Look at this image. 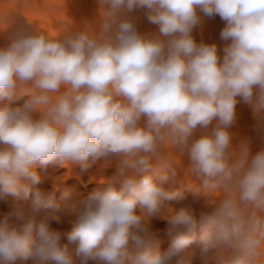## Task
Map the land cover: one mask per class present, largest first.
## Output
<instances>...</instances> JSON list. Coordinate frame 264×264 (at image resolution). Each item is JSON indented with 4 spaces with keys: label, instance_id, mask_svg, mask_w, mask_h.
Returning a JSON list of instances; mask_svg holds the SVG:
<instances>
[{
    "label": "clouds",
    "instance_id": "obj_1",
    "mask_svg": "<svg viewBox=\"0 0 264 264\" xmlns=\"http://www.w3.org/2000/svg\"><path fill=\"white\" fill-rule=\"evenodd\" d=\"M97 2L95 23L19 28L0 46V264H264V149L229 131L238 98L264 120V0ZM137 10L156 31H138ZM217 16L222 55L192 34ZM185 154L190 190L209 199L165 211L184 198ZM99 161L116 172L73 205L59 183L38 186V168ZM66 214L71 230L53 228Z\"/></svg>",
    "mask_w": 264,
    "mask_h": 264
},
{
    "label": "rangeland",
    "instance_id": "obj_2",
    "mask_svg": "<svg viewBox=\"0 0 264 264\" xmlns=\"http://www.w3.org/2000/svg\"><path fill=\"white\" fill-rule=\"evenodd\" d=\"M90 10L97 12V0H65V3L64 0H0V17L7 14L6 22L9 25V31L0 34V46H5L8 42V36L17 29L24 28L31 30L38 24L51 36L57 35L61 28L66 27L68 24L72 31H76L85 25L83 22L80 23L81 20L78 19L84 18ZM26 16L35 22H29ZM130 16L134 20L138 31L141 33L156 31V26L147 21L143 10L134 11ZM0 27H6V25L0 22ZM223 27L224 22L219 16L214 18L205 17L203 18V22L193 29L192 34L198 43L217 44L222 55V49L227 43L220 38V32ZM24 99H27V97L15 101L14 104H22ZM238 101L236 106V119L229 129L232 134L233 144L238 145L241 141H246L251 153L255 154L257 151L264 149V120L254 116L250 105L239 100V98ZM115 164L114 162L110 170L106 172L108 176L116 172V167L113 168ZM96 168L97 163L92 164L87 169H82L79 165H76L74 167V173L73 171H69L66 166L49 165L46 169L38 168L37 171L42 177V182L38 186L43 190L51 191L53 190L54 184L59 183L61 188H66L70 191L71 196L67 201H60L61 193L57 191V200L62 204L73 205L86 198L97 186L98 174ZM178 172L179 178L177 176L176 187L181 188L183 192L185 190L183 193V196H185L183 199L164 201L163 207L165 211L168 209L178 210L183 205L189 203L199 211L201 205L209 197L202 193H194L190 190V184L199 183L194 175H186V171L181 172L178 170ZM11 199V197L8 198L9 201ZM7 211H9L8 203L0 201V218ZM137 211L139 212V210ZM73 219L74 217L70 214L63 215L59 223L52 222V227L61 232L70 231L72 227L71 221ZM151 227L155 238L160 241L161 251L166 250L170 242L167 236V220L162 218L153 219ZM196 247L197 244L194 243L190 246L189 250L191 251ZM16 264H21V262L17 261ZM193 264H200L198 257L193 259Z\"/></svg>",
    "mask_w": 264,
    "mask_h": 264
},
{
    "label": "bare ground",
    "instance_id": "obj_3",
    "mask_svg": "<svg viewBox=\"0 0 264 264\" xmlns=\"http://www.w3.org/2000/svg\"><path fill=\"white\" fill-rule=\"evenodd\" d=\"M98 19V13L96 12V11H92V10H90V12H87L86 13V15H85V17L83 18L82 17V19H78V20H81L80 21V23L81 22H83V23H95L96 22V20ZM74 22H76L75 20H74ZM197 135H199V132H197ZM114 163V162H113ZM113 163H108V164H105V162L104 161H99V162H97V168H96V172H97V181H99L102 177H107L108 175L106 174V172L108 171V170H110V168L112 167V164ZM76 165H72V166H66L67 168H68V170L69 171H73V173H74V167H75ZM188 166H189V160H188V157H187V154H185L181 159H180V166H179V171H181V172H185L186 170H187V168H188ZM116 167V164L113 166V168H115ZM115 170V169H114ZM94 171H95V169H94ZM179 173V172H178ZM71 174H72V172H71ZM68 176H70V175H68ZM94 178V177H93ZM178 178H179V176H178ZM180 180V179H179ZM187 189V188H186ZM187 191V190H186ZM184 192H185V190H184ZM183 192V193H184ZM188 193V192H187ZM186 194V193H185ZM187 195V194H186ZM185 196V195H184Z\"/></svg>",
    "mask_w": 264,
    "mask_h": 264
}]
</instances>
